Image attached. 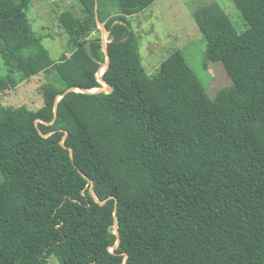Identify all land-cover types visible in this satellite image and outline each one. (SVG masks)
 I'll list each match as a JSON object with an SVG mask.
<instances>
[{"label":"trees","instance_id":"1","mask_svg":"<svg viewBox=\"0 0 264 264\" xmlns=\"http://www.w3.org/2000/svg\"><path fill=\"white\" fill-rule=\"evenodd\" d=\"M30 1L0 0V55L57 81L34 111L0 99V264H264V0H230L243 31L193 13L232 81L213 99L179 50L145 72L127 18L156 0H78L57 61Z\"/></svg>","mask_w":264,"mask_h":264},{"label":"rangeland","instance_id":"2","mask_svg":"<svg viewBox=\"0 0 264 264\" xmlns=\"http://www.w3.org/2000/svg\"><path fill=\"white\" fill-rule=\"evenodd\" d=\"M210 4L218 5L238 31L244 30L240 13L230 0H156L145 11L128 17L127 21L137 38L140 61L148 75L156 74L161 62L171 52L179 50L213 99L222 90L229 88L232 81L220 62L206 64L207 42L191 14ZM66 12L76 18L82 17L79 1L31 0L27 10L32 30L42 39L43 46L54 61L69 49L68 38L59 23V18ZM99 29L105 45L107 33L103 25H99ZM56 79L54 73L49 72L30 80H22L20 73H10L0 55V83L7 86V90L0 92V99L5 107H25L29 111L38 109L42 105L43 91L52 82L55 83ZM11 80L13 83H10ZM100 89L107 91L103 87ZM46 264L59 263L51 257Z\"/></svg>","mask_w":264,"mask_h":264},{"label":"water","instance_id":"3","mask_svg":"<svg viewBox=\"0 0 264 264\" xmlns=\"http://www.w3.org/2000/svg\"><path fill=\"white\" fill-rule=\"evenodd\" d=\"M99 25H101L100 23H99ZM104 52L107 54V48H106V46H104ZM106 62H107V64L109 63V57L107 56V58H106ZM72 91V89H69V90H67L66 92H65V94L66 93H69V92H71ZM94 91H98V90H93V91H90V92H88V93H92V92H94ZM82 92H85V91H82Z\"/></svg>","mask_w":264,"mask_h":264},{"label":"built area","instance_id":"4","mask_svg":"<svg viewBox=\"0 0 264 264\" xmlns=\"http://www.w3.org/2000/svg\"><path fill=\"white\" fill-rule=\"evenodd\" d=\"M100 72H102V73H99V76H98V74H97V79H98L99 82H101V77H102V74H103V71H102V70H101ZM101 83H102V82H101ZM102 87L104 88V90H108V86L105 85V84H103V83H102ZM97 90H98V89H97ZM99 90L103 91L102 89H99Z\"/></svg>","mask_w":264,"mask_h":264},{"label":"crops","instance_id":"5","mask_svg":"<svg viewBox=\"0 0 264 264\" xmlns=\"http://www.w3.org/2000/svg\"><path fill=\"white\" fill-rule=\"evenodd\" d=\"M205 6V5H204ZM206 6H208V5H206ZM191 14L193 15V12H191ZM175 51V50H174Z\"/></svg>","mask_w":264,"mask_h":264}]
</instances>
